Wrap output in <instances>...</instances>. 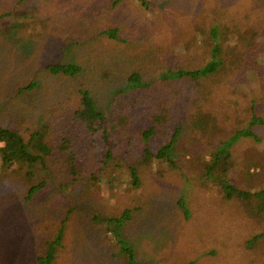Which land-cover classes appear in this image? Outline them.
I'll list each match as a JSON object with an SVG mask.
<instances>
[{"label": "trees", "instance_id": "obj_1", "mask_svg": "<svg viewBox=\"0 0 264 264\" xmlns=\"http://www.w3.org/2000/svg\"><path fill=\"white\" fill-rule=\"evenodd\" d=\"M66 1L67 7L71 1L77 7L80 3L84 13L80 16L94 22L104 12L113 18L126 13L128 21L135 25L131 33L136 34L138 40H147L151 34L157 36L162 33L164 40L171 38V42H167V46L159 42L162 51H154L147 46L140 48L134 43L136 48L129 50V54L122 52L123 57L125 55L135 67L121 69L119 77L123 83L113 93L107 90L97 92L103 95L99 99L93 95L91 86L87 85L97 81V75L89 73L86 60L47 61L34 70L31 79L19 85L10 98L31 91L39 93L53 79H73L66 92L59 96L62 100L59 112L50 114L48 119L46 114L36 117L29 108L17 109L13 104L12 109L3 108L0 95V164L7 169H1L0 185L5 183L6 178L18 173L19 180L12 178L7 183L18 181L16 183L23 192V201H37L49 193L52 209L57 205L63 206L61 210L56 208L55 212L62 215L51 233L43 229L46 235L38 241L33 264H53L65 245L63 240L68 237V232L71 236L75 235L77 221L82 226L81 222L85 219L110 234L114 247L112 256L117 258L111 264H143L132 243H129L130 235L125 233V228L128 223L135 225L143 218L144 226L156 224L157 206L160 203L151 196L145 204L153 208L145 210L143 203L131 206L117 201L116 209L108 212L102 196L91 186H98V180L106 172H115L121 167L134 187H139L143 178H149L150 171H156L155 174L161 176L176 169L183 150L178 138L186 119L192 123V129L210 121L215 127L219 125V115L212 113L214 108L207 107L209 102L204 105L207 100L215 104L213 97L219 85L222 82H235L248 72L256 74L259 71L264 79V68H260V61L254 58L264 52V41L258 40L264 36V0H208L204 4L194 2L197 0H171L169 5L163 7L158 5L163 0H132L137 9L127 8L128 11L124 10L126 0H113L110 4L106 0ZM201 6L203 8L198 12L202 14L191 18V14ZM167 8L171 9L169 14H166ZM147 11L152 16L147 18ZM11 15L10 11L0 12V30L3 28L2 22ZM246 20H249L247 25ZM86 22H83L85 32L81 40L75 37L69 39L65 49L69 51L83 41L86 57L92 54L95 62L102 51L94 40L102 35L116 39L118 28L92 31L89 26L93 24ZM25 23L27 25L29 22L25 20ZM12 24L20 26L18 22ZM177 46L183 52H177ZM158 59H162L166 65L157 67ZM86 72L91 76L86 77ZM151 75L155 76L154 80ZM108 76L105 74V77ZM84 77L86 86L82 82L76 84L79 78ZM105 98L115 120L109 116ZM256 99L258 102H251L249 106L252 107V114L248 124L234 127L227 139L219 140L206 164L198 166L202 167L203 175L216 177L227 198H237L245 204L248 215L261 227L256 234L245 239L244 246L252 256V264H264V184L249 191L221 176V173L229 171V163L233 161L230 159L236 154L240 142L250 138L257 142L261 140L257 131L258 127L264 125V111L259 113V107L255 109V105H259L258 97ZM237 104L231 95L226 97V119L233 117V114L238 117L240 111ZM219 105L222 106L221 102ZM205 108L210 109L209 112ZM261 108L264 109L263 104ZM137 116L142 118H135ZM242 119L237 118L239 122ZM133 120L140 125V129H132ZM161 125L169 137L162 144L153 146L156 131L160 130ZM137 133L143 142L141 145ZM119 145L123 154L118 150ZM138 147L140 151L137 153ZM93 152L100 154L98 160L89 158ZM248 156L253 160L251 155ZM198 159V154L192 153L189 162L194 165ZM158 164L163 166L159 167ZM247 169L250 170V167ZM82 187L86 188V193H79ZM64 199L67 200L65 206ZM176 205L183 218L190 216L184 194L176 200ZM88 206H92L89 210L93 209L89 217L85 210ZM98 208L105 211L97 212ZM147 210H150V215ZM39 216L36 215L37 218ZM46 218L42 220L47 221Z\"/></svg>", "mask_w": 264, "mask_h": 264}, {"label": "rangeland", "instance_id": "obj_2", "mask_svg": "<svg viewBox=\"0 0 264 264\" xmlns=\"http://www.w3.org/2000/svg\"><path fill=\"white\" fill-rule=\"evenodd\" d=\"M62 1L0 0V12H12V15L2 22L3 28L0 30V95L3 108L8 109L14 105L17 109L29 108L36 117L46 114L47 119L50 114L55 115L56 111L59 112V106L62 103L59 96L66 92L73 79L70 81L64 78L53 79L48 81L39 93L31 91L27 94H19L17 98H10L19 85L26 84L36 69L49 60H86V66L90 69L89 73L97 75L95 77L97 81L89 82L87 85L91 86L93 95L99 99L103 95L96 94L97 92L107 90L113 93L123 83L119 77L121 69L135 67L128 62L125 55L123 57L122 52L127 51L126 53L129 54V50L136 48L134 43H137L140 48L147 46L154 51H162V46L158 43L161 42L167 46V42H171V38L165 41L162 33L157 36L151 34L147 40H138L136 34L131 33L135 25L128 21L126 13L121 16H116V13L114 15L116 17L113 18L104 12L98 16L100 17L98 21L94 22L93 19L80 16L84 14L80 3L77 7L71 1L70 6L67 7V1ZM112 1L106 0L107 4ZM170 1L163 0L158 5L159 7L165 4L167 6ZM206 1L208 0L194 2L204 4ZM127 8L137 9L132 0H126L124 10L128 11ZM202 8L203 6L197 8L195 13L191 14V18L195 19L201 15L202 13L198 11ZM170 12L171 9L167 8L166 14ZM150 16L152 13L147 11L146 17ZM25 20L29 22L27 25ZM84 21L93 24L89 26L92 31H100L106 27L118 28V38L102 35L94 40L102 51L101 57L95 62L92 54L86 57L83 41L69 51L65 49L69 39L75 37L81 40L85 32ZM14 22H18L20 26L13 25ZM248 23L249 20H246L245 25ZM168 36L173 37V35ZM124 38L126 41H121ZM258 40L264 41V36ZM176 50L183 52L179 46ZM254 58L260 61L258 64L260 68H264V52ZM164 65L166 63L162 59L157 60V67ZM105 74L109 76L105 77ZM246 74L235 82H222L213 97L215 104H211L209 100L205 101L204 105L209 102L207 107L214 108V112L211 110L212 113L219 115L217 127L210 121L209 124L206 123L207 126L206 124L194 126L193 130L192 123L186 119L178 138L183 145V150L179 152L176 169L169 170L161 176L155 174L156 171H150L149 178H143L140 186L134 187L129 175L124 174L125 171L121 167L115 172H106L98 180V186H91V189L94 188V191L102 196L108 212L116 209L117 201L122 205L132 206L139 203L145 204L153 196L160 203L157 206L156 224L144 226L143 218L135 225L128 223L125 228V233L130 235L129 243H132L141 263L252 264V256L244 246V241L248 236L256 234L261 227L254 222L251 215L250 218L245 204L237 198H227L221 191L216 177L203 175L202 167L198 166L206 164L212 156V151L217 148L219 140L227 139L226 136L233 133L234 127L248 124L252 114V107L249 108V106L251 102H258L256 97H258L259 105H255V109L259 107V113L264 111L261 108V104L264 106L262 73L258 71L256 74L250 72ZM85 75L91 76L87 72ZM86 77L79 78L76 84L82 82L85 85L83 80ZM151 78L154 80L155 76L151 75ZM82 83L80 85H83ZM84 85L82 87L86 86ZM229 95L238 102L236 106L240 111L238 117L243 118L241 122L237 120L238 117L235 114L231 118L225 117L224 102ZM104 102L109 116L115 120L106 98ZM208 108H205L207 112L210 110ZM51 110L54 113H50ZM131 127L133 130L141 128L134 120L131 122ZM163 130H165L164 126L161 125L160 130L156 131L153 146L160 145L168 139L169 134ZM257 132L261 140L257 142L250 138L240 142L236 154L234 153L230 159V161L233 160L229 163L231 165L227 163L230 167L229 171L226 174L221 173L223 178L249 191L258 189L262 183L264 184V125L258 127ZM114 140L117 143V140ZM137 140L140 145L143 144L139 133H137ZM118 148L123 154L120 145ZM139 151L138 147L137 153ZM192 153H197L199 156L195 166L189 162ZM248 155H251L253 160ZM92 157L98 160L100 154L93 152L89 155V158ZM158 166L163 165L158 164ZM248 167L250 170L247 169ZM153 168L156 167L153 166ZM1 169L7 170L0 164V174H2ZM10 169L14 171V168L10 167ZM111 170L114 171V169ZM12 178L19 180L18 173L13 174L11 178H6L5 183L0 185V264H33L40 237H44L46 232L50 234L52 227H56L58 218L62 214L55 211L57 207L61 210L63 206L57 205L52 209L49 193L37 201H23V192L16 183L18 181L7 183L8 179ZM69 191L70 189L67 190ZM79 193H86V188L79 189ZM183 194L190 209L188 218L181 216L180 208L176 205V200ZM66 202L67 200L64 199V206ZM91 207L88 206L85 209L88 217L93 210H89ZM152 208V205L145 204V210H152ZM96 211L105 210L98 208ZM149 211L147 210V214L150 215ZM36 215L40 216L37 218ZM43 217H47V221H43ZM81 224L82 226H79L77 221L75 235L71 236L68 232V237L63 240L65 245L62 246L61 253L53 264H111L115 261L117 258L112 256L114 247L110 234L96 228L89 219H85ZM225 247L228 248L225 249Z\"/></svg>", "mask_w": 264, "mask_h": 264}]
</instances>
